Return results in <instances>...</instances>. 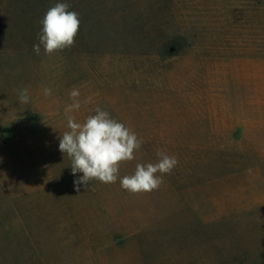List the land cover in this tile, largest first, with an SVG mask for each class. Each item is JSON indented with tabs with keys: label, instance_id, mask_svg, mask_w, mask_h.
<instances>
[{
	"label": "rangeland",
	"instance_id": "1",
	"mask_svg": "<svg viewBox=\"0 0 264 264\" xmlns=\"http://www.w3.org/2000/svg\"><path fill=\"white\" fill-rule=\"evenodd\" d=\"M57 3L79 13L75 44L36 55ZM97 106L143 140L120 177L178 159L158 190L76 192L59 140ZM263 259L264 0H0V264Z\"/></svg>",
	"mask_w": 264,
	"mask_h": 264
},
{
	"label": "clouds",
	"instance_id": "2",
	"mask_svg": "<svg viewBox=\"0 0 264 264\" xmlns=\"http://www.w3.org/2000/svg\"><path fill=\"white\" fill-rule=\"evenodd\" d=\"M69 9V4L57 3L46 11L40 22L42 28L38 33L39 43L33 45L36 55L40 54L41 45L45 55L49 56L74 46L81 21L79 13ZM51 93L50 88L43 89L45 96ZM69 95L73 103L65 109L66 113L78 110L81 106L79 89L73 88ZM18 99L20 103H29L27 87L18 90ZM94 112L82 123L68 116L69 130L64 131L59 140V151L71 160L72 174H83L74 180L76 192H80L81 185L87 189L92 180L104 184H113L119 180L121 188L133 194L158 190L164 182V175L171 174L178 165V159L163 150H157L156 163H138L133 174L120 177V164L135 159L134 153L141 147L143 140L99 106Z\"/></svg>",
	"mask_w": 264,
	"mask_h": 264
},
{
	"label": "crops",
	"instance_id": "3",
	"mask_svg": "<svg viewBox=\"0 0 264 264\" xmlns=\"http://www.w3.org/2000/svg\"><path fill=\"white\" fill-rule=\"evenodd\" d=\"M257 264V263H256ZM259 264H264V259L262 260V261H260V263Z\"/></svg>",
	"mask_w": 264,
	"mask_h": 264
}]
</instances>
